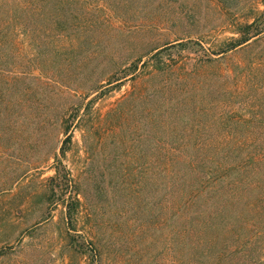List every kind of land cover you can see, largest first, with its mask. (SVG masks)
<instances>
[{"label": "rangeland", "instance_id": "1", "mask_svg": "<svg viewBox=\"0 0 264 264\" xmlns=\"http://www.w3.org/2000/svg\"><path fill=\"white\" fill-rule=\"evenodd\" d=\"M4 4L0 264L264 261V0Z\"/></svg>", "mask_w": 264, "mask_h": 264}, {"label": "trees", "instance_id": "2", "mask_svg": "<svg viewBox=\"0 0 264 264\" xmlns=\"http://www.w3.org/2000/svg\"><path fill=\"white\" fill-rule=\"evenodd\" d=\"M8 1V0H6ZM12 1V0H11ZM14 6V4L11 5V7L9 6V8H7L5 6V4L3 5V7L0 10V13L2 14L0 16V32H3L4 30L7 29L6 31V37L15 34L16 32L18 33V25L14 24V16H15V12L12 11V7ZM8 9H11L9 11H7ZM264 19V10L261 12L259 17H255L254 20L252 22H246L244 24H242L239 27V31H240V36L233 38L232 40H230L225 48H223L222 50H220L218 53H224V52H229L235 49H238L240 47H244L246 45H249V43L251 42L252 38L262 34L264 32V21H261L260 18ZM261 21V22H260ZM263 25V27H262ZM163 49L160 47L157 48H153L149 53V59L147 60H142V64L140 65L139 61L140 58L134 62V64H132V66H130V70L131 72H136L137 69H140V76L145 77V80H150L151 78H153L154 76H156L158 73L164 71V70H170L172 71L174 69V66L172 64H169L163 55ZM140 66H139V65ZM150 65V66H149ZM150 67V68H149ZM130 72V73H131ZM69 136L68 138H66L65 143H67V141H69ZM63 152H65V146H63L62 148ZM182 161V160H181ZM164 164V172L171 174L173 173V170L171 168H173L174 166L180 164V160H176V161H172L170 159H163L162 162H160V164ZM162 172V171H161ZM184 232H182V235L184 233L185 235V230H183ZM260 264H264V261L261 262Z\"/></svg>", "mask_w": 264, "mask_h": 264}]
</instances>
